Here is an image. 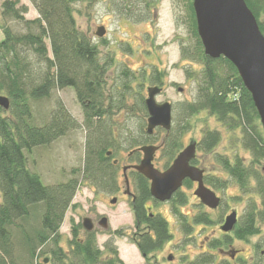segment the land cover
I'll return each mask as SVG.
<instances>
[{
	"label": "trees",
	"instance_id": "trees-1",
	"mask_svg": "<svg viewBox=\"0 0 264 264\" xmlns=\"http://www.w3.org/2000/svg\"><path fill=\"white\" fill-rule=\"evenodd\" d=\"M29 1L39 15L35 20H26L24 15L28 13V7L21 5L19 0H7L2 4L4 23H0V31L4 40L0 43V96L9 99L10 108L4 110L0 107V264H124L113 243H107L105 250L99 249L98 252L93 239H89L85 246L74 240L72 244L77 251L70 259L61 246L60 230L79 182L73 179L46 186L40 175L29 168L27 153L48 146L80 128L61 101L57 102L44 125L34 123L32 101L47 100L55 90L71 88L84 108V127L90 135L85 178L96 184L99 182V189L103 191H115L118 169L106 158L112 142L108 120L114 110L124 109L125 97L119 94L115 102L106 104L105 75L109 66L101 63L97 45L79 29L75 18L76 4L85 0ZM118 1L121 13L132 18L137 14L136 21H143L144 8L140 12L132 0ZM245 2L264 35V0ZM188 3L194 43L181 47V59L200 64L202 70L196 99L182 104L181 121L177 126L173 121L163 150L173 160L182 149L181 138L191 127L190 119L206 112L228 131H240L243 148L251 155L248 166L239 156L233 162L226 159L220 163L241 192L250 194L251 199L232 232L233 236L225 234L222 239L212 240L210 251L190 263L215 264V251L222 255L232 247L233 239L248 241L250 237L260 235L258 224L264 223V173L256 168L264 162V131L252 96L235 66L223 57L211 59L205 55L197 32L193 1L188 0ZM5 22L15 23L24 32L14 31ZM48 46L52 58L49 57ZM186 73L193 78L189 71ZM156 76H153L152 84L161 85L162 76ZM127 79L131 82L130 77ZM123 82L128 88L126 79ZM144 111L147 114L146 109ZM156 140V134L148 136L144 132L141 142H134L139 147ZM221 141L219 131H208L199 144V150L211 154ZM137 180L136 210L139 220L144 221L142 206L151 198L150 189L143 177L138 176ZM208 182L215 189H225L228 183L222 177H214ZM255 197L259 199V205ZM178 204H186L183 196L179 197ZM179 216L184 224V235L189 236L188 217ZM152 224L154 237L146 235L145 243L139 245L143 254L159 249L171 238L164 220L158 218ZM193 224L208 228L213 221L208 212L199 211L193 218ZM260 262L264 264V259Z\"/></svg>",
	"mask_w": 264,
	"mask_h": 264
},
{
	"label": "rangeland",
	"instance_id": "rangeland-1",
	"mask_svg": "<svg viewBox=\"0 0 264 264\" xmlns=\"http://www.w3.org/2000/svg\"><path fill=\"white\" fill-rule=\"evenodd\" d=\"M5 1L7 0H0V23H4L2 4ZM19 1L21 5L28 7V13L24 15L26 20L39 18L29 0ZM156 1L158 3L151 8L148 22L144 23L132 20L130 18L132 16L121 13L117 7L118 0H85L75 6V18L79 29L87 34L93 44L97 45L101 63L109 66L105 75L106 104L115 102L119 94L125 97L124 109L122 111L114 110L108 120V126L112 132V142L107 151H113L114 159L120 162L117 171L118 192L113 193V191L99 189L98 197L96 200H92L95 186L85 178L90 135L87 128L84 127V108L78 101L75 91L71 88L55 90L51 98L47 100L32 101L34 123L37 126H42L49 120L58 101L64 104L68 112L80 124L79 129L68 132L50 145L35 148L31 153H27L29 168L40 175L46 186L66 183L73 179L79 182L72 206L67 212L60 230L61 246L65 251L68 249L67 242L70 238V221L72 219L75 222L82 220L87 216V210L94 208L97 201L99 202V221L101 217H107L111 226L108 231L99 227L101 231H99L98 244L101 250H104V244L113 237V231L116 229H122L125 235L130 233L133 214L129 202H126L123 196L126 186L122 168L129 165L127 163L138 160L137 154L131 158L129 155L138 148L134 141L141 142L146 131L148 112L146 110V114L144 111L146 109L145 99L147 98V87H154L153 76L155 78L156 75L162 76L163 85H158L164 88V94L157 97V102L160 104L169 102L173 105L174 126H177L181 121L182 104L191 103L196 99L202 66L181 59V47L191 46L194 43L188 0ZM121 14H124L127 19ZM5 24L18 33L24 32L21 27H16L15 23L5 22ZM98 27L106 29V35L103 38L96 36ZM3 40L4 36L0 31V43ZM48 48L49 57L52 58L50 47L48 46ZM186 71H189L193 78L188 77ZM125 72H128V76H125ZM128 77L131 82L127 79ZM123 79H126L127 84L125 85H129L128 88L124 86ZM180 89L183 91L181 92ZM189 125L191 127L181 138L182 149L191 141L200 143L208 131L221 133L222 141L211 154H205L200 150L197 153L199 164L206 170L208 177L222 176L220 173L221 161L227 159L233 162L236 156L243 159L246 166L249 165L251 155L243 148L240 131H228L206 112L191 118ZM165 136L164 131H157V140L152 145L160 146ZM156 158V165L160 170L173 161L169 159L164 150L158 152ZM256 169L264 173V162ZM128 175L131 181L130 190L134 192L131 174ZM223 176L229 186L223 192L216 190L217 195L222 198V207L216 211H210L201 206L199 208L198 200L193 196L195 189H183L189 195V203L186 210L180 207L179 211H183L185 214H188L191 209H194V212L197 210L198 212H209L213 221V225L208 228L197 226L190 238L177 232L173 207L169 205L159 207V212L168 220L170 231L174 235L172 241L165 245L163 251L160 252L161 260L159 261L161 263H167L163 262L162 257L175 255L177 264H190L201 254L210 251L209 245L212 240L224 237L225 234L221 231L220 226L227 215L235 211L239 220L241 219L249 205L251 195L243 194L232 179L227 175ZM115 197L118 201L112 208L111 201ZM255 202L259 205L257 197H255ZM258 226L260 235L250 237L248 241L232 240V247L227 251L230 254L232 251L238 252L239 255L235 261L230 260L227 255H221L215 251L217 254L215 264L225 262L226 264H255V247L259 245L261 246L260 250H264V223H259ZM229 235L233 236L232 233ZM127 242V238L115 239L124 264H144L139 256L133 254V250ZM45 257L50 258V255Z\"/></svg>",
	"mask_w": 264,
	"mask_h": 264
},
{
	"label": "water",
	"instance_id": "water-1",
	"mask_svg": "<svg viewBox=\"0 0 264 264\" xmlns=\"http://www.w3.org/2000/svg\"><path fill=\"white\" fill-rule=\"evenodd\" d=\"M197 32L204 47L205 55L211 59L225 58L238 70L245 88L251 94L264 130V35L257 19L245 0H192ZM105 27H99L96 36L103 38ZM163 89L154 86L147 89L145 107L148 112L146 133L151 136L161 128L170 133L173 127V105L169 102L158 103L157 97ZM182 92L183 89H180ZM0 107L9 110L10 101L0 96ZM160 147L149 145L136 150L144 157L134 169L151 181L150 193L160 202L169 201L182 187L186 179L199 184L196 196L201 203L217 209L221 200L204 185L203 171L190 166L197 155V143L186 147L165 172L157 170L153 161ZM107 152V157L111 156ZM116 163V162H115ZM124 169L126 184L129 185ZM115 204L116 201H111ZM237 212H231L220 227L224 234L233 232L238 225ZM106 227V220H102ZM89 230H91L89 228ZM234 258V255H232ZM47 263V260L45 261Z\"/></svg>",
	"mask_w": 264,
	"mask_h": 264
},
{
	"label": "flooded vegetation",
	"instance_id": "flooded-vegetation-1",
	"mask_svg": "<svg viewBox=\"0 0 264 264\" xmlns=\"http://www.w3.org/2000/svg\"><path fill=\"white\" fill-rule=\"evenodd\" d=\"M152 1L153 2H151V0H132V3L135 4L134 6H136V5L140 6V7L136 8V9H140V12H141L142 8L145 9V15H144L145 17H144L143 21H141L139 23L148 22V17H149V14L151 13V8H153V6L158 3V1H156V0H152ZM130 2H131V0H130ZM121 16L125 17L124 14H121ZM135 16H137V14H135L133 18L131 17V19L132 20H137L136 18H138V17H135ZM128 20L130 21V19H128ZM153 86H158L161 89H163L162 93L159 96L164 94V88H162L159 85H153ZM148 88L149 87H147V89ZM161 130L166 133V136H165L163 142L160 144V146H157V147H160L158 152L163 150L164 143L166 142V139L169 136V133H167L165 130H163L161 128L155 130L154 134H156L157 131H161ZM153 135H151V136H153ZM193 142L197 143V153H198L199 144L200 143L197 142V141H191L187 146H185L183 149H181V151L177 154V156L186 147H188ZM152 144L142 145V146H140L138 148H141L143 146H149V145H152ZM138 148L136 150H138ZM136 150H135V152L131 153L129 155V157L131 158L134 154H137L136 157L138 156V160L136 159L137 161L133 162V163H131V162L127 163L129 165L124 166L122 168L124 181H125V186H126V190H123V196L126 199V202H129L130 210L132 211V214H133V222H132L131 228L129 230L130 233L125 235V233L123 232L122 229H116L115 231H113V237L110 240H108L107 243H113V246L118 249V246H116V244H115V239H119V238H122V237L123 238H127V240H128L127 244L133 250V254H136L137 256H139L144 261V264H163V263H161V261H159V260H161V257H159L160 252L163 251V248L165 247V245L169 244L172 241L174 235L170 231V225H169L168 220L165 219L164 216H162L161 212H159V210H158L159 207L166 206V205H169V206L173 207V211H174V213H173L174 216L173 217L176 218L175 227L177 228V232H180L181 234H184V232H183L184 224H183V221H182V219L180 218L179 215L187 216L188 219H187L186 223H187L188 226H190L191 234L188 236L190 238L192 236V234L194 233V231L196 230V228H197V226L193 224V218L195 217V215H197L198 210H197V212H194V209H191L188 214L187 213L185 214L183 211L182 212L179 211L180 207L185 208V210H186V207L188 206V203H189V195L183 189H185V188L187 190H191L192 188L195 189L194 192H193V196H194V198H196L198 200V207L199 208L201 206V207L209 209L210 211L219 210L222 207V198L220 197V195L218 196L216 192L217 191H220V192L221 191L222 192L225 191L228 188L229 183H227L225 189H215L212 185L209 184L208 181L212 180L214 177H220V178L222 177L225 181H227L226 178H224V176H223V175H227V174H226V172L223 171L224 168L221 165L220 173H221L222 176L218 175V176H214V177H208L206 170L202 167L201 164H199L198 154H197L196 158L191 161L190 166L193 167V168H196V169H199V170L203 171L204 185H205V187L207 189H209L212 192H214L216 194V196L221 200L220 206L217 209H211V208L203 205L201 203V200L195 194L196 191L198 190L199 184L197 182H193L190 179H186L183 182L182 187L172 196V198L169 201L160 202V201L156 200L154 197H152V195L150 193L151 198L149 200L145 201L143 203V206H142V210H143V213H144V217H143L144 221H142V220H139V218H138V214H137V210H136V208H137L136 200H137V181H138L137 177L138 176L143 177V176L140 175L134 169V167L138 166L141 163V160L143 159L144 155H143V153L137 152ZM107 152H111L112 153L111 156H109V157H107V155H106V158L109 160V164H113L118 169L120 167V162L118 160L114 159L113 151H107ZM158 152L156 153V155L158 154ZM156 155H155V159L153 161V165L160 172H165L166 170H168L172 166L174 160L177 158V156H176L173 159V161H171L170 164H167L166 167L163 170H160L157 167V165H156L157 164L156 163L157 162ZM125 168H127L126 175L128 177L129 185L126 184V180H125V173H124V169ZM129 173L131 174L132 184L134 186V192H131V190H130L131 181L129 179V175H128ZM143 178L145 180H147L148 185H149V189H150L151 181H149L145 177H143ZM228 178H230V176H228ZM87 180L90 181L89 179H87ZM90 182H91V184H93L95 186V189L92 192V194H93L92 200L94 201V200H96V198L99 195V182H97V184L93 183L92 181H90ZM115 192H118V186L116 187L115 191H113V193H115ZM180 196L184 197V199L186 201V204H184V205L178 204ZM113 200H115L116 203L118 201L117 197L113 198ZM116 203L112 205V208L115 207ZM86 213H87V216L84 217L82 220H79V221L75 222V220L72 219L70 221V227H69L70 238H69V240L67 242L68 249L65 251L69 255L70 259L72 258L71 257L72 254H74L77 251V247L72 244V242H74V240H76L77 243H79V245H81V246L84 245L85 246L86 244H88V242H90L89 239H93L95 241L93 245L95 246L96 250L99 252V249H100L99 244H98L99 231H101L100 229H102L104 231H108L110 229V227H111L109 222H108V218L107 217H101L100 218L101 220L99 221V202L98 201L95 203L94 208L88 209ZM158 218L161 219V220H164L167 223L168 230H169L171 238H170V240L166 241L159 249H157V250H155V251H153V252H151L149 254H146V253L143 254L140 251V249H139V245L145 243V241L147 239L146 235H151L152 237H154V230H153L154 229V225L152 223ZM102 220H106V227H104L102 225ZM223 223H224V221H223ZM223 223H222V225H223ZM99 227H100V229H99ZM89 228L91 230H89ZM107 243L104 244V250H105V245ZM93 245H91V246H93ZM104 250H101V251H104ZM118 254H119L120 260L123 261L122 258L120 257L119 249H118ZM222 255H227L230 260L235 261L239 254L236 251L233 252L232 254H230L228 251H224L222 253ZM232 255H234V258H232ZM162 259H163V262L164 261L167 262L166 264H177L176 263L177 257L175 255L164 256V257H162ZM261 259H264V250L261 251L260 248H259V245H257L255 247V264H261V262H260Z\"/></svg>",
	"mask_w": 264,
	"mask_h": 264
}]
</instances>
